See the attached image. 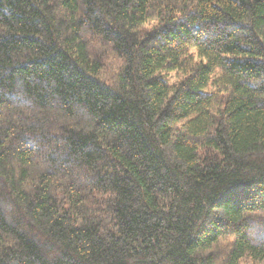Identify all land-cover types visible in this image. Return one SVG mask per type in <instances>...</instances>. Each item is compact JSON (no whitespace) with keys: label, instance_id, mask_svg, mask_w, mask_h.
<instances>
[{"label":"trees","instance_id":"16d2710c","mask_svg":"<svg viewBox=\"0 0 264 264\" xmlns=\"http://www.w3.org/2000/svg\"><path fill=\"white\" fill-rule=\"evenodd\" d=\"M0 264H264V0H0Z\"/></svg>","mask_w":264,"mask_h":264}]
</instances>
